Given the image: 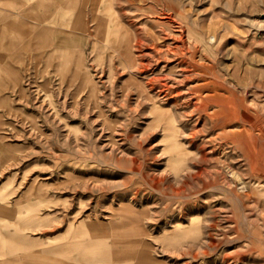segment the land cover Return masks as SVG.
<instances>
[{"label": "rangeland", "instance_id": "obj_1", "mask_svg": "<svg viewBox=\"0 0 264 264\" xmlns=\"http://www.w3.org/2000/svg\"><path fill=\"white\" fill-rule=\"evenodd\" d=\"M114 8L109 42L98 16L23 67L0 125L7 159L44 177L40 211L101 223L112 264H141L142 250L152 264H264V0ZM224 105L240 114L215 125Z\"/></svg>", "mask_w": 264, "mask_h": 264}, {"label": "crops", "instance_id": "obj_2", "mask_svg": "<svg viewBox=\"0 0 264 264\" xmlns=\"http://www.w3.org/2000/svg\"><path fill=\"white\" fill-rule=\"evenodd\" d=\"M91 2L86 12H91ZM81 3L82 0H0V125L8 118L10 92L18 89L23 67L34 59L38 47L54 49L49 11L59 12L63 18L58 19L66 22L68 13L79 14ZM9 145L0 130V237L7 258L0 264H91L93 260H112L109 239L96 236L101 223L87 216L64 222L57 211L53 218L50 216L54 212L39 210V203L46 201L44 177L32 174L29 178L26 161L14 156L18 154L12 155L15 163L9 162Z\"/></svg>", "mask_w": 264, "mask_h": 264}, {"label": "bare ground", "instance_id": "obj_3", "mask_svg": "<svg viewBox=\"0 0 264 264\" xmlns=\"http://www.w3.org/2000/svg\"><path fill=\"white\" fill-rule=\"evenodd\" d=\"M92 2V6H91V9L90 11L91 12H86V8H87V4L89 2V0H82V3L78 6V15H74V14H71L68 13L67 14V21L66 22H62L61 20H59L58 18H63L62 17H59L60 16V13L57 12V11H53L51 9H48V10H51L49 11L50 15H49V18H48V26H49V29H50V33H52L53 35V39L51 41V45L54 49H52V51H54L55 49H61V48H66V45L68 44V40L69 39H76V35H79L80 37H82L83 34H85L86 31H88V27H89V24L93 25L95 22L97 21H94V20H97L98 16H100V19H101V22H100V25H98V28H100V31L101 33H99V36L103 39V41L106 43V42H109L110 40V36H109V28L107 29L106 26L104 24V21L107 20V19H110V20H114V22H116V28L118 26V24L121 22V20L119 19L118 17V14H117V11L116 9L114 8V0H91ZM78 3V2H77ZM39 5V4H38ZM120 5V4H118ZM34 6V5H33ZM100 6H102V8H99ZM32 7V6H31ZM39 7V6H38ZM63 7V6H62ZM27 8V7H26ZM25 8V9H26ZM47 8V7H46ZM75 8V6H74ZM36 9V8H34ZM38 9V8H37ZM24 10V9H23ZM33 10V8H32ZM40 10V9H39ZM38 10V11H39ZM31 11V9H30ZM8 12V11H7ZM22 12V11H20ZM36 12V10L34 11V13ZM30 13V12H29ZM33 13V11H32ZM45 13V12H43ZM77 13V11H76ZM25 14V13H24ZM31 14V13H30ZM37 14V13H35ZM40 15V13H39ZM47 15V14H45ZM64 15V14H63ZM95 15V16H94ZM23 17V16H22ZM1 18V17H0ZM7 18V17H6ZM35 18V17H34ZM47 18V16H46ZM12 19V18H11ZM33 19V17L31 18ZM36 19V18H35ZM45 20V19H44ZM36 21V20H35ZM109 21V20H108ZM34 22V21H32ZM20 24V23H19ZM4 25V24H3ZM96 25V24H95ZM119 27V26H118ZM48 27L46 26V29ZM94 28V27H93ZM113 29L114 26L112 27ZM120 28V27H119ZM106 29V30H105ZM118 29V28H117ZM183 30V29H182ZM119 31V30H118ZM125 32V31H124ZM115 32H113L114 34ZM117 33V32H116ZM120 33V32H119ZM90 34V33H89ZM95 34V33H94ZM118 34V33H117ZM192 34V33H191ZM96 36V35H95ZM182 36V35H180ZM193 36V35H192ZM97 37V36H96ZM115 34L113 35V39H112V42L114 43L115 42ZM134 37V35H133ZM118 39V37H117ZM10 40V39H9ZM132 40V39H131ZM133 40L136 41V39L134 38ZM77 41V40H76ZM127 41V40H126ZM132 42V41H131ZM78 43V42H77ZM112 43V44H113ZM142 43V41H141ZM8 45V44H7ZM117 45V44H116ZM115 45V46H116ZM134 45V44H133ZM94 46V44H93ZM114 46V47H115ZM118 46V45H117ZM120 46V45H119ZM118 46V47H119ZM127 47V45H125ZM102 47V46H101ZM125 47V48H126ZM124 48V47H123ZM124 48V49H125ZM170 48V47H169ZM115 49V48H114ZM118 49V48H117ZM80 51V50H79ZM126 51V49H125ZM123 52V51H122ZM53 53V52H51ZM132 53V52H131ZM62 55V54H61ZM81 55V54H80ZM122 55V54H121ZM125 55L124 56V59L127 60L130 58V54H129V51L125 52ZM54 57V54L52 55ZM78 56V55H77ZM53 57L51 59H53ZM132 57V56H131ZM48 58V57H47ZM60 59V58H59ZM131 59V58H130ZM133 61V60H132ZM74 63V62H73ZM125 64V63H124ZM126 65V64H125ZM58 66V65H57ZM60 65H59V69H60ZM9 68V67H8ZM73 69V68H72ZM87 69V68H86ZM12 71V69H10ZM74 71V70H73ZM9 72V70H8ZM60 72V71H59ZM75 72V71H74ZM81 72V71H80ZM13 73V72H12ZM15 73V72H14ZM58 73V72H57ZM77 73V72H75ZM73 74V73H71ZM83 76V75H82ZM71 77V76H70ZM76 77V76H75ZM69 78V77H68ZM82 79V78H81ZM77 80V79H76ZM69 83V82H67ZM88 83V82H87ZM70 85V84H69ZM81 85V84H80ZM165 85V84H164ZM164 85H163V88H164ZM169 86V85H168ZM156 88V87H155ZM162 89V88H161ZM163 90V89H162ZM97 95V94H96ZM211 98V97H210ZM98 99V98H97ZM210 99L207 98V100L201 104H203L202 106H199L198 108L200 109H203L204 108H207V106L209 105H206L207 101H209ZM201 102H202V99H201ZM235 103V102H234ZM232 104V103H231ZM241 104V103H240ZM196 105V104H195ZM223 105V104H222ZM234 105V104H233ZM154 107H156L155 109H159L160 107L157 106V105H154ZM164 108V107H163ZM166 108V107H165ZM238 108H239V105H238ZM241 108L243 109V113H242V117H243V120L251 123V125H256L257 123H254L253 120H251V114H250V111L248 109L247 106L245 105H241ZM234 109V108H233ZM232 109V110H233ZM153 110V109H152ZM207 110V109H206ZM158 111V110H157ZM208 111V110H207ZM237 111V110H236ZM159 114H162V111L161 109H159ZM206 112V111H205ZM217 113H212L209 115V117L213 120H215V125H218L219 123V119L221 120L222 118V121L223 123H228V119H233L232 117H236L239 113L240 114V111L239 112H235L236 115H234V113L232 114V112L230 111V106H223L222 110H220V112L216 111ZM209 114V113H208ZM264 115V114H263ZM240 118V116H239ZM169 119H171L169 117ZM167 121V120H166ZM174 129V132H173V135L175 137H178L179 136V131L178 130H175ZM178 129V128H177ZM250 129H248L247 131H249ZM234 135V134H233ZM232 135V136H233ZM243 137V134L241 135ZM166 137V136H165ZM173 138V137H172ZM176 142V141H175ZM175 142H172V143H175ZM178 142V141H177ZM179 143V142H178ZM178 145V148H179V144H176ZM184 147V146H183ZM180 148L182 152H185V148ZM186 147V146H185ZM171 149V148H170ZM174 149V148H173ZM172 150V149H171ZM174 151V150H173ZM172 152V151H171ZM175 152V151H174ZM173 153V152H172ZM165 154V153H164ZM183 154V153H181ZM180 154V155H181ZM186 155V154H185ZM185 155L184 158H185ZM256 161H253V167L256 165ZM260 164V163H259ZM178 166V165H177ZM183 166V165H182ZM181 170V169H180ZM1 229V228H0ZM1 231V230H0ZM1 238V237H0ZM1 247V246H0ZM142 258H141V264L144 263V264H152V261H151V258L150 256L148 255V253L146 252V250H142ZM112 253V252H111ZM4 253H2L3 255ZM127 255H130L129 252L126 253ZM91 264H112V260H110L108 263L104 261V263H102L101 261H99V263H97V261H91ZM116 264V263H115ZM120 264V263H119ZM126 264H129V263H126Z\"/></svg>", "mask_w": 264, "mask_h": 264}]
</instances>
